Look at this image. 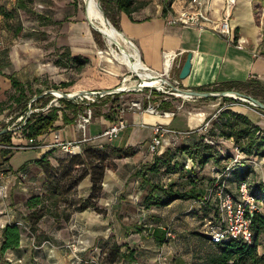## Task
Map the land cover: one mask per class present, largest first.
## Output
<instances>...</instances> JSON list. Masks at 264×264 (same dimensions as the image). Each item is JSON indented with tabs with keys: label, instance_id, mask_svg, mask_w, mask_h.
Returning <instances> with one entry per match:
<instances>
[{
	"label": "rangeland",
	"instance_id": "374dc122",
	"mask_svg": "<svg viewBox=\"0 0 264 264\" xmlns=\"http://www.w3.org/2000/svg\"><path fill=\"white\" fill-rule=\"evenodd\" d=\"M15 1L0 0V7L10 11ZM104 1L106 0H99L100 5ZM138 1L145 3V6L137 10L136 14L142 17L145 14L150 16L161 14L162 7L169 3V13L175 14V9L176 11L189 9L190 0ZM211 2L213 8H210ZM172 3H175V8H171ZM254 3L253 16L257 26L255 38L258 44L256 54L257 58L264 59V0H254ZM204 4L209 6V13L217 9L218 5L222 4V0H206ZM29 8L50 19L64 21L60 25L44 26L37 21L35 16L19 10V18L24 27L23 35L13 37L10 32V26L13 25L12 20L0 14V102H4L0 113V128L2 126L12 128L18 119L10 120V117L14 116L18 110L17 106L8 100L14 92L7 78L12 73L23 83L30 82L33 89L42 90V94L50 93L51 103L57 106L59 105L58 99L62 97L57 96L60 93L112 91L122 85L124 78L129 79L126 83L127 87L141 81L127 66L118 63L110 55V46L99 32L92 29L86 18L83 0H32ZM107 9L110 16L120 17L121 13L116 11L113 4L107 2ZM240 18L246 21L245 16L241 15ZM231 19L232 13L229 15V20ZM92 30L98 34L94 36ZM112 47L117 49L115 45ZM66 48H69L71 57L86 61L80 73H76L71 61L66 66L57 65L59 61L64 63L62 53ZM70 79L74 82L72 86L58 90L52 88ZM261 82L264 84V81ZM144 92H147V89ZM133 93L136 92L124 89V91L109 96L112 100L116 95L114 99L117 98V100L113 104L109 100L107 105L100 106L99 102L95 101L99 106L93 109L108 112L110 121L116 122L120 115L117 108L125 107L126 109V105L131 100L141 98V96H133ZM242 93L245 94L244 91ZM184 97L175 100L180 106H184L185 115L192 113L190 116L195 119L193 120L194 125L199 123L202 117H204L202 120L204 122H206L204 119L208 121L215 119L219 111L227 107L236 113L248 115L252 121H258L259 117L264 120V114L261 112L263 110L250 105L249 102L248 104L245 100L229 97L239 102L230 103L224 101L222 97L209 100ZM73 99L78 104L83 103L78 97ZM38 106H34L36 108L34 111H40ZM27 107H30L29 103ZM114 107L117 110L113 109ZM45 109L41 110L45 111ZM29 111L31 110L28 109L26 113ZM174 111L178 110L174 109ZM95 117L97 116L91 114L90 121ZM122 117L130 119L127 110L124 111ZM80 123L78 115L77 125ZM87 124L85 123V128ZM207 128L208 124L204 125L202 130H198L196 136L193 133L189 134L191 139L188 138L189 136L177 135L173 137L176 139L170 138L169 142L162 146V152L169 149L170 154L176 157L174 160L176 165L171 162L169 166L161 165L155 171H149L148 167L152 164L153 157L157 155L148 152L149 140L142 149L143 153L134 159L110 158L105 173L111 170L117 176L115 189L109 194H104L103 177L101 192L95 202V207L73 212L67 221H60V223L54 222L49 215L44 216L38 224L39 244L30 234L28 224L24 220L27 214L24 202L32 194L42 191L44 180L36 165L26 168L27 177L21 181L23 189L17 184L11 188L7 196L0 195V230L4 224L14 221H18V225L22 228L18 250L5 253L0 264H102L105 251L112 242H116L122 251H132L135 257V260L130 263L121 260L113 264H206L207 257L216 251V247L208 244L203 235V223L211 215L212 206L209 204L212 197L206 194L207 188L209 189L208 183L216 173L215 166L209 163L204 170L197 173L196 190L198 192L203 190L206 193V199L210 202L205 205L202 201H197L200 205L198 209L174 205L167 208L152 207L147 210L141 204V197L147 188L144 182L172 184L181 190L190 188L191 182L185 177L186 173L181 170L185 157L180 155L178 149L182 144L196 139L197 135L206 134ZM261 128H264V124ZM78 129L80 135L85 130L79 125ZM79 138L80 136L77 135L74 141H78ZM0 144L7 145L5 142H0ZM232 144L231 140L220 142V154L228 157L222 163L230 159ZM82 149L76 153H80ZM55 153L57 155L51 156L54 165H57V160L67 155L76 154L62 151L60 148L55 150ZM4 161H8V156H5L3 148H0V163ZM16 161L17 159L13 158V162ZM7 167L10 169L9 166ZM135 173L139 174L135 176ZM263 178L264 175L259 177L253 171L247 180L252 188V185L261 182ZM76 193L77 187L73 192V197H77ZM134 226H140L141 231L134 230ZM259 242L264 243V233L259 237Z\"/></svg>",
	"mask_w": 264,
	"mask_h": 264
},
{
	"label": "trees",
	"instance_id": "16d2710c",
	"mask_svg": "<svg viewBox=\"0 0 264 264\" xmlns=\"http://www.w3.org/2000/svg\"><path fill=\"white\" fill-rule=\"evenodd\" d=\"M32 0H16L13 8L10 11H6L0 7V14L6 19H11L13 25L10 26V32L13 37H19L23 35L24 27L19 18V10H24L35 16L37 21L41 25H60L64 20H53L45 15L35 13L29 8V3ZM107 2L114 5L118 13L125 14L129 19H132V15L140 8L145 6L144 2L138 0H106L101 2V9L104 15L109 20L114 28L120 31L119 18L110 16L107 9ZM170 12V3L162 7L161 15L165 17ZM148 20V17L142 19V21ZM92 34L96 36L98 33L92 30ZM236 36L234 37V41ZM64 57V63H57L58 66H66L68 62H72L76 73H80L84 68V62L75 57H71L69 48H66L62 53ZM13 88V94L10 95L8 100L11 104L17 106V111L14 116L10 117V120H16L20 116H23V120L14 125L10 130H6V126L0 128V142H5L7 145H11L12 138L20 139H34L38 145V140L45 135L49 130L55 128V122L59 119L63 124H73L78 115L85 109L90 108L92 116H103L105 119L109 118L108 112L95 111L93 108H98L97 103H88V105L78 104L74 102V99H68L61 97L58 99L59 105L51 103L52 95L48 92L42 94V90L33 89L32 84L23 83L15 74L7 76ZM74 84L73 80H67L54 85V90L68 88ZM196 91H237L243 92L245 95L251 96L254 99L264 103V84L256 79H249L248 81H230L219 85L217 87L202 86L194 89ZM154 95H159L153 91ZM109 96L98 99L100 106H105L109 102ZM113 96L110 103L113 104L116 100ZM217 97L203 98L205 100L216 99ZM33 99V101H30ZM224 101L230 103H239L236 99L229 97H222ZM30 107H27V104ZM4 102H0V113L2 112ZM39 105L37 108L40 111H34V106ZM46 108L45 111L41 109ZM112 108V106H110ZM31 110L28 116L26 112ZM159 109L165 112L174 111V108L168 101L161 100L159 102ZM264 114V111H261ZM208 121V119H205ZM202 127V126H201ZM206 134L197 135L198 137L192 139L187 144H182L179 147L180 155L185 157V161L181 165L186 175L185 177L193 183L194 186L188 190H181L175 188L172 184H154L147 183V188L141 197V204L143 208L150 209L151 207H165L174 200H196L202 201L203 204H209L206 199L208 195H203L196 190L195 184L197 182V173L204 170L206 165L212 163L215 166L216 171L223 169L226 162L223 160L228 158L226 155H221L219 151L220 142L225 140L232 141L243 154L244 159L241 164L238 165L226 182L228 185L227 191L234 192L238 184L248 179L250 174L253 173V168L248 164L247 160L251 158H264V128L256 125L252 119L243 113H236L229 108L221 109L217 114V117L208 122V128ZM198 130H194L192 133L196 136ZM4 155L8 156L13 151L10 149H3ZM53 149L43 154L34 164L38 167L43 177V189L40 193H34L29 196L24 206L27 210V214L24 216V220L28 224L29 232L37 240V244L40 243V235H38V224L40 220L49 215L53 218L54 222L60 223V221H67L73 212L84 211L88 208L95 207V202L99 198V194L102 188V180L105 170L107 169V163L110 158H128L135 154V150L131 147H114L110 145H102L101 147H95L86 145L83 147L80 153L69 154L63 159L57 160V165H54L49 158L52 156ZM232 155V154H231ZM175 158L173 154H170L169 149H165L159 155L153 157V162L149 165V171H155L161 165L169 166L171 162L175 164ZM191 162V169L184 170L185 162ZM5 161L0 163V167H5L6 172H10L5 165ZM25 171L26 166L20 167ZM255 172V171H254ZM139 174V173H136ZM88 177L91 183L89 194L85 197H73V192L77 185ZM264 179V178H263ZM248 181V180H247ZM214 178L210 179L209 187L212 186ZM250 185V184H249ZM250 192L255 199L261 204V211L256 213L252 218V241L250 244H245L239 240H228L221 244H210L207 236H205L207 243L214 245L216 251L213 252L206 259V264H264V243L259 242V237L264 233V180L250 185ZM212 206L211 215L215 213V203L211 199L209 206ZM141 227L134 226V230L141 231ZM22 228L15 222L5 224L0 230V260L4 257L5 253L16 250L21 241ZM125 260L128 263L135 260L134 253L132 251H122L120 246L116 242H112L108 249L105 251L104 262L102 264H113L117 261ZM10 264V263H9Z\"/></svg>",
	"mask_w": 264,
	"mask_h": 264
},
{
	"label": "crops",
	"instance_id": "0c3cea01",
	"mask_svg": "<svg viewBox=\"0 0 264 264\" xmlns=\"http://www.w3.org/2000/svg\"><path fill=\"white\" fill-rule=\"evenodd\" d=\"M200 2V8L212 21L209 28L197 29L196 27L179 24L170 25L165 21L166 16L163 17L161 14H155L153 16L145 14L142 17H138L136 12L132 15V19H129L125 14L121 13L119 17L120 32L134 45L141 63L154 73L162 74L169 69L170 75L178 78V73L184 63L186 54L191 53L190 71L184 79H178L182 89L194 90L206 85L217 87L230 81H248L252 77L253 79L264 81V59L257 58L256 54L258 44L255 38L257 26L253 16L254 0H235L234 3L229 4L227 0H222V4L218 5L217 9L209 13V6L207 7L204 4L206 0H200ZM174 6L175 3H172L171 8H175ZM211 7L213 8L212 2ZM180 10L182 9L178 11ZM178 11L175 9V12ZM231 13L232 19L229 20L231 24L230 35L228 37L219 35L214 29L218 27L219 22L222 21L226 14L231 15ZM241 15L246 17V21L240 18ZM145 17H148V20L142 21ZM235 36L236 40L234 41ZM165 53L168 55L175 54L176 56L174 60H171L165 56ZM133 96H142V93L136 92L133 93ZM177 98L181 97L174 95H153L150 101L152 103H158L161 100L168 101L174 109L178 110L171 111L175 116L164 117L149 113L138 114L128 110L130 119L128 120L126 117H123L126 121V128L120 131L114 139L101 136L102 132L114 123L110 121V116L108 119H105L103 116L93 118V120L89 121L86 128H84L85 130L81 135L78 131L79 124L77 125V119L73 124H63L59 119L55 122L56 127L49 130L38 140L37 148L19 151L14 150L8 155V161L5 165L9 166L11 171H17L24 165L26 168L35 166L34 162L47 151L53 149L52 155H57L55 150L59 148L50 147L54 134H58L62 141H74L77 135L78 137L80 136L78 139L80 149L86 145L95 147H101L102 145L123 148L131 147L135 150V154L128 158L134 159L143 153L142 149L145 147V143L150 140L152 126L155 124L164 125L176 132L194 131L202 126L204 117H202L201 121H198L199 123L194 125L195 122L193 120L195 119L190 116L192 113L185 115L184 106L179 105V102L175 100ZM254 122L260 127L264 124V120L260 117L258 121L256 120ZM179 136L181 137L182 135ZM173 137H177V135H165L164 145ZM188 138L191 139L190 136ZM18 141L12 138L11 143L13 144ZM13 158H16L17 161L13 162ZM257 159L260 160V166L255 173L259 177H263L264 159ZM49 160L53 163L51 157ZM215 172L217 171L215 170ZM136 175L138 174L135 173ZM116 178L117 176L114 175L113 171H106L103 181L104 194H109V192L115 189L117 183ZM4 185L7 196L11 188L17 185V182L13 176H6ZM144 185L147 186V183L144 182ZM22 186L20 185V188ZM90 186L89 178H84L77 186V197L85 198L89 194ZM192 186H194L193 183L190 184V188ZM199 193L205 194L203 190ZM174 205L195 209L200 208L197 201L192 199L174 200L165 207ZM14 222L18 224V221ZM13 252L15 250L9 251V253Z\"/></svg>",
	"mask_w": 264,
	"mask_h": 264
},
{
	"label": "built area",
	"instance_id": "2783aa9c",
	"mask_svg": "<svg viewBox=\"0 0 264 264\" xmlns=\"http://www.w3.org/2000/svg\"><path fill=\"white\" fill-rule=\"evenodd\" d=\"M229 3H234L235 0H227ZM201 2L200 0H191L189 9H182L175 14L168 13L165 17V21L170 25H185L196 27L197 29L209 28L212 23L210 17L200 8ZM230 21L229 15L226 14L222 19L221 23L216 27V32L219 35L226 36L230 35ZM165 56L171 60H174V55H168L165 53ZM156 75L159 78V83L153 86H147L145 88H141L138 83L132 87L128 91H135L142 93V96L139 100H132L125 107H119V117L116 119L112 125H110L107 129H105L101 136H105L109 139H114L117 137L120 131H123L126 128V121L122 117V114L125 110H131L134 113L142 114H156L164 117L173 116V112H165L159 109V102L152 103L151 98L154 95L153 91H155L159 95H174L179 96L181 98H185L179 93V89H182L179 85V80L176 77H172L170 75L169 69H167L164 73ZM161 77H160V76ZM134 89V90H132ZM147 89V92H144ZM127 90V89H126ZM94 92V91H89ZM100 92V91H97ZM111 94H98L92 95L88 94V96H77L82 104L88 105L90 102L98 101L99 98H104L106 95ZM84 99L86 101H84ZM244 101V100H243ZM250 105L255 106L252 102L245 100ZM248 103V104H249ZM228 108V107H227ZM31 111L26 113V116L29 115ZM91 117V109L87 108L83 111L82 114H79V118L81 123L79 126L84 129L85 123H89ZM23 120V116H20L16 120V124ZM209 121H206L202 124L198 130H202L204 125L206 126ZM15 124V125H16ZM13 127V126H12ZM19 127L18 125L15 126ZM11 129V128H7ZM193 131H182L176 132L173 131L164 125L155 124L152 126V136L147 143V150L150 154L159 155L162 151V146L164 145V136L168 134L172 135H182L188 136ZM85 140V139H83ZM51 148L58 147L62 151L68 153H76L80 151L79 142L73 140H65L62 141L58 134L53 135V142L50 144ZM0 148L3 149H11V150H28L37 148L36 140L34 139H20L18 142H15L11 145H3L0 144ZM244 159L243 154L240 150L233 145L232 147V155L230 159L225 163L222 170L217 171L213 176L214 182L212 186L208 189V197H212L215 203V213L203 223V233L207 236L208 242L210 244H221L228 240H239L245 244H250L252 241V218L258 212H260V202H258L255 197L250 192V185L247 180L242 181L238 184L236 190L232 193L227 191L228 185L226 182L227 177L231 175L234 169L241 164V161ZM264 159V158H261ZM248 164L251 165L254 171H256L260 166V160L254 158L253 160H247ZM191 162L187 161L184 164V170L191 169ZM5 167H0V195L2 197L6 196V187L4 185V181L6 176H13L16 180L17 184L21 185V181L26 179L27 173L22 170L17 171H5ZM264 180V179H262ZM23 189V187H21ZM168 235L170 233H167Z\"/></svg>",
	"mask_w": 264,
	"mask_h": 264
},
{
	"label": "bare ground",
	"instance_id": "6f19581e",
	"mask_svg": "<svg viewBox=\"0 0 264 264\" xmlns=\"http://www.w3.org/2000/svg\"><path fill=\"white\" fill-rule=\"evenodd\" d=\"M86 17L101 32L107 44L110 46L109 53L118 63L128 67L130 71L141 78L139 83L145 86H153L159 83V78L153 71L147 69L140 61L134 45L129 42L118 30L113 29L105 20L99 0H83ZM86 7V8H85ZM113 45L117 49H113ZM140 80V79H139ZM128 78H124L119 89H127ZM134 86V85H132ZM131 86V87H132ZM82 96H88V92H77ZM73 94V93H71ZM75 94V93H74ZM61 97L62 94H58ZM235 97V95H231ZM169 117V115H168Z\"/></svg>",
	"mask_w": 264,
	"mask_h": 264
},
{
	"label": "water",
	"instance_id": "95a60500",
	"mask_svg": "<svg viewBox=\"0 0 264 264\" xmlns=\"http://www.w3.org/2000/svg\"><path fill=\"white\" fill-rule=\"evenodd\" d=\"M86 8V7H85ZM102 11V14L105 18V20L107 21V23L109 25H111V27L113 29H116L112 26V24L109 22V20L106 18V16L104 15L103 13V10L101 9ZM87 18V17H86ZM88 19V18H87ZM89 21V20H88ZM90 25L92 27V29L96 30L97 32H99L101 34V32L92 24V22H90ZM117 30V29H116ZM120 32V31H119ZM121 33V32H120ZM122 34V33H121ZM130 42V41H129ZM190 59H191V53H187L186 54V58L184 60V63L182 65V67L180 68V71L178 73V79H184L189 71H190V67H191V64H190ZM138 76V75H137ZM160 76V75H159ZM139 77V76H138ZM161 77V76H160ZM140 78V77H139ZM141 79V78H140ZM140 87L141 88H145L147 86L143 85V84H140ZM134 90V89H132ZM120 91H124V89H114L112 91H100V92H97V91H94V92H88V94H92V95H98L100 93L102 94H116ZM179 93L182 95V96H186V97H190V98H209V97H232V98H237L239 100H248L250 102H252L255 106H257L258 108H260L261 110L264 111V103L260 102L259 100L257 99H254L253 97L251 96H248V95H245L243 93H240V92H237V91H216V92H211V91H196V90H188V89H179L178 90ZM53 93V91H52ZM79 95H82V94H77V93H62V97H66L68 99H73ZM231 95H235V97L231 96ZM6 130H10V129H6Z\"/></svg>",
	"mask_w": 264,
	"mask_h": 264
}]
</instances>
